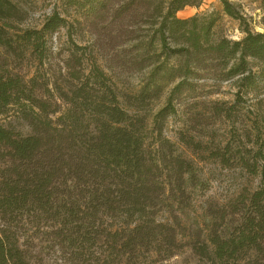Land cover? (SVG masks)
Instances as JSON below:
<instances>
[{
  "label": "trees",
  "instance_id": "16d2710c",
  "mask_svg": "<svg viewBox=\"0 0 264 264\" xmlns=\"http://www.w3.org/2000/svg\"><path fill=\"white\" fill-rule=\"evenodd\" d=\"M219 2L242 39L217 34L216 12L177 17L199 0H68L92 37L78 46L60 14L22 28L21 0H0V117L17 107L31 129L24 136L0 124V264H44L36 234L73 264L173 257L182 247L174 213L208 190L164 136L178 117L185 148L259 178L253 192L209 206L206 239L198 231L187 245L208 264H264V34ZM63 29L66 58L50 48ZM122 75L137 76V89L121 91ZM231 81L232 103L197 101ZM211 122L224 126L220 141L203 130ZM163 213L172 218L158 220Z\"/></svg>",
  "mask_w": 264,
  "mask_h": 264
},
{
  "label": "rangeland",
  "instance_id": "374dc122",
  "mask_svg": "<svg viewBox=\"0 0 264 264\" xmlns=\"http://www.w3.org/2000/svg\"><path fill=\"white\" fill-rule=\"evenodd\" d=\"M236 6L237 11L245 19L248 28L255 33L264 34V0H228ZM68 0H21L20 7L23 11L22 28H40L47 16L56 12L65 18L69 25H72L71 40L78 46H84L92 37L83 26H79L75 20L82 22L79 13L74 7L68 6ZM216 12L220 14V20L216 27V32L229 40L238 41L244 37L241 32L239 21L233 20L222 13L219 0H199L197 7H185L177 13L180 19H187L195 15H208ZM51 50L53 53L60 52L61 58H66L70 44L67 38L66 29L55 34L51 39ZM138 77L122 75L118 80L119 89L123 92L134 91L137 89ZM218 91L209 97H198L197 101H225L232 103L235 99L237 89L233 81L219 84ZM259 98L264 97V89L259 90ZM194 100H188L191 103ZM249 104V103H247ZM246 104V105H247ZM164 105V99L152 103L148 109L150 116L157 112ZM18 108L12 107L7 115L0 117V124L21 135L31 134V129L26 122L21 119L17 113ZM264 118V109L262 110ZM149 126V122H148ZM180 119H170L164 129V136L174 142L179 153L184 158L192 161L197 170V175L208 184V190L201 196L193 199L192 205L185 209L182 214L174 213L180 224L179 235L177 240L182 247L177 253L168 259L155 254L141 255L133 264H208L196 257L187 243L196 232L202 231L201 238L206 239L208 234L207 227L210 218L206 215L209 206H223L233 201L241 193L253 192L259 185V178L248 175L238 167L223 168L217 161L208 158L207 151H192L185 148L177 140V132L181 129ZM201 128V127H197ZM203 130L209 135L214 136L215 140L223 139L224 126L222 124L211 122L209 126H204ZM184 133L191 136L192 132L184 129ZM196 140L207 142L206 138L197 137ZM214 141V142H218ZM216 144V143H214ZM163 213L158 220L165 221L169 217ZM167 218V219H166ZM32 244L34 252L43 261L44 264H73L67 257H62L59 252L53 248L51 238L42 234H36L33 237Z\"/></svg>",
  "mask_w": 264,
  "mask_h": 264
}]
</instances>
